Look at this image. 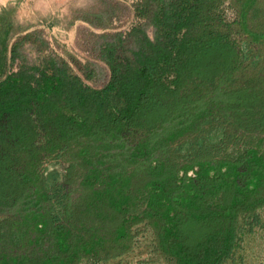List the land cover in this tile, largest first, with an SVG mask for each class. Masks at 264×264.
Returning <instances> with one entry per match:
<instances>
[{
    "label": "trees",
    "instance_id": "16d2710c",
    "mask_svg": "<svg viewBox=\"0 0 264 264\" xmlns=\"http://www.w3.org/2000/svg\"><path fill=\"white\" fill-rule=\"evenodd\" d=\"M225 1L131 0L139 24L96 36L100 89L85 82L100 81L95 62L67 61L0 12V264L105 263L141 224L175 264L233 257L264 207V63L249 73L241 50L264 45V0H233L234 21ZM216 128L244 148L200 146ZM66 156L63 179L46 176Z\"/></svg>",
    "mask_w": 264,
    "mask_h": 264
},
{
    "label": "rangeland",
    "instance_id": "374dc122",
    "mask_svg": "<svg viewBox=\"0 0 264 264\" xmlns=\"http://www.w3.org/2000/svg\"><path fill=\"white\" fill-rule=\"evenodd\" d=\"M118 1L121 8H118V14L109 21L110 25L106 31L100 29V26L105 24V12L108 10L105 0H2L0 1V12L4 9L13 11L12 16L17 25L26 28L27 32L40 31L49 43L50 51L67 61L70 62V56H72L81 63L95 62L101 71L100 81L90 82L86 80L85 82L92 88L100 89L108 81L109 70L103 62L95 59L92 55L93 48L96 46V36L120 33L121 30L128 32L139 24L136 9L133 4H129L131 0ZM221 10L224 11L228 20L234 21L236 19L233 0H226L221 6ZM75 18L93 20L95 25L99 27L90 29L81 25L75 34ZM99 22H101L100 25ZM147 32L152 38V29H147ZM27 47L29 45L26 46V49ZM241 50L243 63L251 65L248 70L249 73L256 71L258 64L264 63V45L250 46L243 41ZM26 54L31 61H36L39 58L35 50L27 49ZM224 133L225 130L222 128L213 129L206 137L198 140L199 145L215 149L224 148L227 146L223 142ZM227 147L228 153L235 156L239 152L238 149L244 148L243 144H230ZM262 148L264 151V142ZM190 149L191 144L184 142L181 155L188 156L191 152ZM72 163H75V157L66 156L57 161H46L43 167L46 168V176L55 171L60 182L67 173V167ZM80 180L78 178L75 182L74 173L73 182L68 189L72 191L69 197L71 202L75 203V200L84 191L79 184ZM52 181L51 178L48 180L49 183ZM57 208L59 210V207ZM135 231L137 236L129 254L105 263L95 264H175L172 259L165 257L158 251L151 227L141 224L137 226ZM82 264L93 263L84 261ZM226 264H264V207L257 210L253 218L242 221L238 246L235 254Z\"/></svg>",
    "mask_w": 264,
    "mask_h": 264
},
{
    "label": "crops",
    "instance_id": "0c3cea01",
    "mask_svg": "<svg viewBox=\"0 0 264 264\" xmlns=\"http://www.w3.org/2000/svg\"><path fill=\"white\" fill-rule=\"evenodd\" d=\"M107 3V12H105V24L103 26H100L102 31L108 30V27L110 25L109 21L113 19L117 14H118V8H121V5L118 0H105ZM86 26L90 29L97 28L99 26H96L93 20L90 19H80V18H75V34L79 26ZM98 25V24H97ZM96 26V27H95Z\"/></svg>",
    "mask_w": 264,
    "mask_h": 264
},
{
    "label": "bare ground",
    "instance_id": "6f19581e",
    "mask_svg": "<svg viewBox=\"0 0 264 264\" xmlns=\"http://www.w3.org/2000/svg\"><path fill=\"white\" fill-rule=\"evenodd\" d=\"M0 1H2V0H0Z\"/></svg>",
    "mask_w": 264,
    "mask_h": 264
}]
</instances>
